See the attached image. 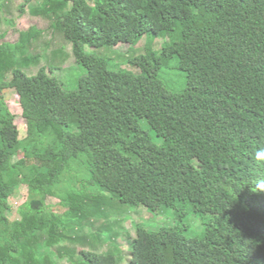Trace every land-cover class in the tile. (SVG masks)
Wrapping results in <instances>:
<instances>
[{
    "label": "trees",
    "instance_id": "obj_1",
    "mask_svg": "<svg viewBox=\"0 0 264 264\" xmlns=\"http://www.w3.org/2000/svg\"><path fill=\"white\" fill-rule=\"evenodd\" d=\"M11 4L0 0V21ZM28 7L87 75L72 93L47 68L30 76L36 27L0 45V91L18 92L28 128L22 141L1 100L0 264H123L121 221L84 235L116 207L110 197L172 213L171 226L127 235L128 264H264V0H26L23 17ZM120 45L123 64L100 53Z\"/></svg>",
    "mask_w": 264,
    "mask_h": 264
},
{
    "label": "rangeland",
    "instance_id": "obj_2",
    "mask_svg": "<svg viewBox=\"0 0 264 264\" xmlns=\"http://www.w3.org/2000/svg\"><path fill=\"white\" fill-rule=\"evenodd\" d=\"M26 6V0H12L11 8L6 12L0 21V45L9 43V44H18L21 41V34L25 31H29L30 29L36 27L39 30L43 31V37L40 41L36 42L33 49L30 51V56H41L42 62L41 65L37 68H33L28 71L30 76H35L39 73L42 68H47L53 75L59 79L64 89L68 92H77L79 90V82L82 78L87 75V71L81 66L77 65L75 58L73 56L72 47L64 42L63 37L60 34H56L55 31L51 29V23L45 19L34 18L30 15L29 7L26 8V16L23 17L21 13V7ZM5 36V38H4ZM161 43V42H160ZM145 40L139 44L137 49L143 48L145 46ZM130 47L128 45H120L113 50L102 51L100 52L103 55H107L114 59L116 62H120L123 64V59L128 55ZM88 52H92L93 50L88 49ZM125 69H130L127 65H124ZM134 71V70H132ZM179 75V73L171 72L170 77L167 78L168 86L175 92H182L184 88V79L182 81H178L175 77ZM3 100L9 106L11 112L18 117L17 126L20 130V139L24 141L28 137V128L26 120L24 119V110L21 105V99L16 90L11 91H0V101ZM24 155L21 153L18 157L19 160L23 159ZM110 197V196H109ZM30 192L28 187H23L16 197L11 200L12 212L10 218L12 221H21L20 209L25 206L29 202ZM112 200L113 205L116 207H111L109 209L108 217L99 220L94 224L95 227L88 226L85 229L84 235L90 239L91 235H96L99 233H103L106 229H110L111 224L115 222L119 223V226L116 228V225H112L116 231L120 233V238L117 241V244L121 250L126 254V262L123 264H128V242L127 235L135 237L136 228L138 224H145L150 229H155L156 227L162 226H171V218L172 213L170 211H166L164 214L159 212L157 215L149 214L146 207L135 208L130 207L128 205L120 204L117 199ZM49 205L52 207L53 211L56 214L64 216L66 214V210L61 206V201L50 198ZM163 209V208H162ZM161 211V210H160ZM186 213L185 222H189V220L193 217L188 209L184 211ZM145 217H151L150 219L153 222H148ZM196 233V236L203 232L194 227L193 228ZM190 234V236H193ZM103 236V235H102ZM106 237V234H104ZM89 241V240H88ZM105 247V248H103ZM100 245V251L105 252L109 246ZM112 247V246H111ZM77 251L81 252L83 250L89 251L91 249L90 245L88 247L77 246ZM110 249V248H109ZM58 264H68L66 260L59 262Z\"/></svg>",
    "mask_w": 264,
    "mask_h": 264
},
{
    "label": "clouds",
    "instance_id": "obj_3",
    "mask_svg": "<svg viewBox=\"0 0 264 264\" xmlns=\"http://www.w3.org/2000/svg\"><path fill=\"white\" fill-rule=\"evenodd\" d=\"M254 159L258 164L264 166V149L256 151Z\"/></svg>",
    "mask_w": 264,
    "mask_h": 264
}]
</instances>
